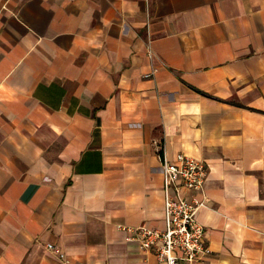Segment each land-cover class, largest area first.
I'll list each match as a JSON object with an SVG mask.
<instances>
[{"label": "crops", "instance_id": "1", "mask_svg": "<svg viewBox=\"0 0 264 264\" xmlns=\"http://www.w3.org/2000/svg\"><path fill=\"white\" fill-rule=\"evenodd\" d=\"M162 149L209 169L194 264H264V0H0V264H161Z\"/></svg>", "mask_w": 264, "mask_h": 264}, {"label": "built area", "instance_id": "2", "mask_svg": "<svg viewBox=\"0 0 264 264\" xmlns=\"http://www.w3.org/2000/svg\"><path fill=\"white\" fill-rule=\"evenodd\" d=\"M157 72L153 68L145 77L153 78ZM161 152L164 229L139 226L122 230L128 234V243L137 245L147 256L154 255L161 264H194L210 253L205 230L197 219L198 212L206 207L198 196H204L209 169L192 156L179 153L170 157L164 149ZM47 249L67 261L58 246L47 244Z\"/></svg>", "mask_w": 264, "mask_h": 264}]
</instances>
